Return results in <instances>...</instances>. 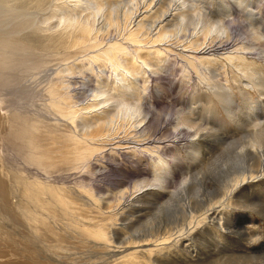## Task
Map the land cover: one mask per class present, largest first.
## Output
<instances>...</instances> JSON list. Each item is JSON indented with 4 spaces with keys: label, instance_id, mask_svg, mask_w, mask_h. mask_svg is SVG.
<instances>
[{
    "label": "rangeland",
    "instance_id": "1",
    "mask_svg": "<svg viewBox=\"0 0 264 264\" xmlns=\"http://www.w3.org/2000/svg\"><path fill=\"white\" fill-rule=\"evenodd\" d=\"M26 1L0 0V50H3L0 54L3 58L0 60L4 59L6 62L4 68L0 69L1 116L7 118L22 115L37 121L43 130L49 129L60 134L64 131L68 133L67 130L76 131L67 117L54 110L52 96L63 101L69 100L76 110H80L78 114H86L92 105L107 95L114 93L120 96L118 93L121 90H116L115 85L120 80V84H126L131 78L135 85L132 92L143 109L141 116L135 117L130 124L129 118L118 119L116 133L105 139L102 149L86 166L65 170V173L54 172L50 176L29 166L24 156L15 150L10 136L12 125L9 118L0 127V169L12 168L13 170H9L10 174L18 170L32 177L39 173L44 180H52L53 184L71 188L77 195L75 209L85 203L94 206L93 201L97 200L100 204L109 206V212H114L117 216L123 213L124 221L121 223L129 224V218L132 220V213L136 210L145 208L148 220L160 208L169 207L168 204L153 199L149 193H166L179 186L185 187L198 166L203 167L214 160L218 156L217 150L223 152L229 141L235 138L232 133L239 130V126L232 120L235 113H227L216 99L220 89L226 90L230 96L227 105L235 108L241 105V93L246 92L254 100L253 106L259 111V122L264 125V87L247 85L248 70L242 71L244 67L239 58L247 57L249 63L246 61L244 64L249 66L253 65L252 61H256L257 66L264 65V0H45L42 5L37 0ZM161 3H167L165 7L174 13L186 9L192 19H185L179 27L181 29H176L174 23L169 25L166 38L157 45H134L127 41L131 54L119 55L117 66L109 60L94 59L100 54V48L120 40L126 41L123 39V31L126 27H137L148 5L158 9L162 6ZM204 18H210L211 21H205ZM110 19L112 21L109 24ZM87 21L92 22L95 32L100 30L99 35L94 33L92 37H97L102 47L87 48L85 51L79 47L59 48L54 43L53 46L50 42H45L44 37L60 36L70 25L87 24ZM172 28L174 31L170 30ZM208 30V39L202 44L203 35ZM157 31L158 29L154 34ZM28 33L40 38L27 43L24 38L30 35ZM256 33L262 38L257 40ZM212 39H215L214 42ZM16 46L20 49L17 50ZM156 46L162 49L161 54L153 51ZM135 56L138 58L136 64ZM229 56L236 57L230 60ZM157 57H161V60L156 61ZM261 73H264V66ZM121 75H125V78H121ZM54 89L58 90V95H53ZM101 91L106 95L99 97ZM98 112L101 113L102 110ZM183 115L196 118L195 126L183 124ZM152 125L155 126L154 129H151ZM210 127H214L213 131L225 139L218 138L215 143H204L206 148H203L199 134ZM164 130L167 131L166 134ZM258 148L262 149V146ZM164 162L166 164L163 165ZM8 177L4 176L6 182ZM82 185L86 186L93 197L83 194ZM6 188L13 197L19 195L14 190V185ZM253 193L255 196H252L260 200L258 207L256 205L254 211L237 208L228 212L226 223L232 226L230 230H226L224 237L215 230L213 238L203 235L204 238L200 239L202 245L197 243L199 251L194 255L197 257L192 260L205 261L210 256L213 258L208 260V264H232L234 262L231 259L225 260L231 254L248 253L251 255L249 259L258 260L245 259L247 261L242 264H264V185L257 187ZM242 212L249 215L247 220L237 219ZM146 219L131 224L130 230L123 231V234L129 236L134 232L142 233L148 226ZM63 222L65 227L70 228L68 217ZM0 223L14 236L8 240L1 237L0 250L5 254L24 253L27 264H45L43 258L46 253L48 258L60 256L61 264L110 260L101 250L86 246L79 236L69 244L65 243L64 248L63 243L48 235L32 241L28 239L24 245H20L26 229L15 213L10 214L2 203ZM255 237L259 239L256 247L252 244ZM173 253L175 260L185 257L192 261L185 254L182 255L181 249H176ZM199 253L202 254L198 256ZM220 255L229 257L219 259Z\"/></svg>",
    "mask_w": 264,
    "mask_h": 264
},
{
    "label": "bare ground",
    "instance_id": "2",
    "mask_svg": "<svg viewBox=\"0 0 264 264\" xmlns=\"http://www.w3.org/2000/svg\"><path fill=\"white\" fill-rule=\"evenodd\" d=\"M37 1L38 4L42 5L45 0ZM151 4L148 5L147 10L142 13V19L137 23L135 29L129 27L125 28L123 31L124 37H122L126 41L120 40L104 48H100L102 45L98 43L97 37H92L94 33L99 35L100 30L95 32L94 26L91 24L92 22L87 21V24H85V22L84 24L76 23L70 25L69 29L60 36H46L44 37L46 39L45 42L54 43L59 48L63 47L67 49L79 47L80 49L82 48L81 50L84 49L85 51L87 48L92 49L99 47L100 54L98 55L96 53L95 55L98 56H95V58L93 56V58L96 60H109L114 66H117V58L119 55L126 56V54H131L130 48L128 51L127 41L134 45H157L166 38V30L169 25L174 23L173 25L177 26L176 29H181L179 27L182 26L185 19H192V15L185 11L186 9L174 13L168 7H165L167 3H161L162 6H159L158 9H154ZM10 5L13 4L10 3ZM241 5L242 2L240 6ZM35 7L37 6L35 5ZM220 13L222 14V11H220ZM177 15H179L178 20H176ZM208 19L210 18H204L205 21ZM111 21L112 19L109 20V24ZM217 22L216 20L215 25H217ZM157 29V33L154 34ZM173 29L174 28L170 30L174 31ZM208 36L209 30L204 33V43L202 42V44H205ZM255 36L257 40L262 38L257 33ZM37 38L39 39L40 36L30 34L28 36L26 35L24 39L27 43H30ZM214 40L212 42H214ZM15 43L16 42H14V44ZM11 47L9 48L13 49ZM46 47H48L47 44ZM144 47L142 48L144 49ZM196 48L199 47L196 46ZM5 49L7 50V48ZM16 49L19 50L20 48L16 46ZM24 49L27 48L24 47ZM139 49L141 52V48ZM2 51L3 50H0V54ZM153 51H155V54H161L163 52L162 49L158 47ZM140 52L138 51L139 54ZM103 55L107 56L105 57L106 59ZM235 57L236 56H229L228 58L233 60ZM0 58L3 57L1 56ZM134 58L136 59L134 61L136 64L138 58L136 56ZM239 58L242 61L240 62L241 65L244 67L242 71L248 70L246 71L247 73L245 72L246 78L248 79L247 85L252 84L258 88L264 87V73H261V69L264 65L257 66L256 61H252L253 65L249 66L248 64H244V62L249 61L247 57L240 56ZM159 60H161V57H157L156 61ZM5 63L4 59L0 60L1 70L4 68ZM131 66L130 68H132ZM121 76H123L121 78H125V75ZM119 82L122 81L120 80L117 82L115 89L121 90L120 93H118L120 96L114 93V95H107L106 98L92 105L87 110L86 114H78L80 110H76L69 100L64 99L63 101V99H56L51 94V104L54 110L67 117L71 124L76 127V131L67 130L68 133L64 131L60 134V132H52L49 129L43 130L44 128L40 127L37 121L28 119L22 115L19 117L14 116L7 118L0 115V127L4 126L3 123L8 122V118L11 120L10 124L12 128L10 136L15 150L24 156L29 166L44 172L45 175L47 174L50 176L54 175L52 174L54 172L56 174V172H64L65 170L68 171L86 166L96 153L102 149L105 139L116 133L117 129L115 126L118 119L121 117L129 118L130 124L135 117L141 116L142 114V105L132 92L135 88L133 79L131 78L126 84H120ZM241 94V105L236 108L227 105L230 101V96L226 90L220 89L219 93L216 94V99H218L221 106L224 107L225 111L227 113H235L232 120L233 123L239 126V130L232 133L235 134L234 140L231 139L229 141L228 146L223 152H221L222 150H217L218 156L216 158L214 157V160L207 162L203 167L198 166L196 172L188 179L189 181L185 187L181 188L179 186L176 190L166 191V193L150 192L149 194L153 199L168 204L169 207L160 208L159 212L152 217H148V220L146 219L147 213L144 211L145 208H143L132 213V220L129 218V224L125 222L121 223L124 221L122 219L123 213L117 216L116 213L109 212V206L102 205L97 200L93 201L94 206H89L85 203L75 209L74 203L77 195L71 191V188L68 187L69 190L66 187L53 184L54 181L52 180H44L38 175L39 173L35 175V177H32V175H24L18 170L10 174L9 170H13L12 168H9V170L7 168H1L0 203L10 211V214L11 212L15 213L26 229L24 230L25 236H22L20 240V245H24L28 239L32 241L37 237L48 235L56 238L57 242L63 243L62 247L64 248L65 243L69 244L71 241L78 239L79 236L86 246L93 250H101L110 257L109 261H93L84 264H208V260L213 257L208 256L205 258V261H201L200 259L192 260L197 257L194 255H197L199 251L197 243L202 245L200 239L204 238L203 235H208L213 238V230L218 231L221 236L224 237L228 229L232 227L228 226V223H226L227 213L237 208L254 211L256 205L258 207V202L260 200L253 197L252 194L254 195L253 192L257 187L264 185V125H261L259 122V111L253 106L254 100H252L246 92H242ZM53 95H58L57 89L53 90ZM104 95H106V93L103 91L99 93V97ZM101 110L103 113L98 112ZM262 114H264V112ZM195 119L188 115H183L181 117L182 123L189 127L195 126ZM154 127L155 126L152 125L151 129H154ZM206 129H204L205 131L201 134H199V132L197 133V135L199 134L203 148H206V144L204 145V143H215L218 138L223 139V137L213 131L214 127ZM166 132L167 131L164 130L165 134ZM260 145L262 149L258 148ZM162 164L164 165L166 162ZM4 176H9L8 179H6L8 180L7 182ZM159 176L162 178L161 175ZM167 176L168 174L164 175V178ZM11 184L14 185V190H17L19 193L16 197H13L11 192L6 188V186ZM82 188L83 194L85 193L93 197V194L86 189L85 185H82ZM136 212L139 213L135 214ZM248 216L249 215L243 213L238 215L237 219H246L249 218ZM66 217H68L70 221V228L65 227V223L63 222ZM144 219H146L148 226L142 233L134 232L129 236L123 234V231L127 229L130 230L131 224L140 222ZM250 222L253 223L252 221ZM2 224L0 223V238L2 237L5 240L13 239L14 236L10 235L9 231H6V226H2ZM248 234L251 236L250 233ZM255 238L252 239L254 241L252 243L254 247L259 245V239ZM249 239H251V237ZM245 241L247 242V240ZM203 246H205V244ZM176 249H181L183 252L182 255L185 254L187 258H190L189 260L194 262L186 260L185 257L175 260L176 258L173 257V255L175 256L173 252H175ZM167 250L169 251L165 252ZM201 254L202 253H199L198 256ZM202 256L205 257V254ZM225 256L222 257V255H220L219 259L227 258V256L229 257V255ZM250 256L251 255L248 253H236L231 254L230 257L225 260L231 259V262H234L232 264H242V262L247 261L245 259H249L248 257ZM0 258L3 259L0 260V264H27L24 253L17 254V252H6L5 254L4 251L0 250ZM59 258L60 256L48 258V253H46L43 262L45 264H61ZM164 259L169 261H165ZM182 259H185L186 262ZM256 260L258 259H249L248 261ZM235 261H237V263H235ZM68 264L80 263L71 262Z\"/></svg>",
    "mask_w": 264,
    "mask_h": 264
}]
</instances>
